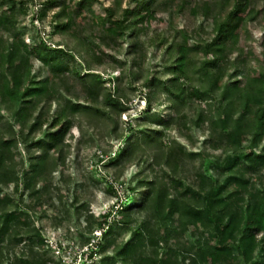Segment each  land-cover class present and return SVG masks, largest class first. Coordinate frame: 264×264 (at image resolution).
Wrapping results in <instances>:
<instances>
[{
  "label": "trees",
  "instance_id": "16d2710c",
  "mask_svg": "<svg viewBox=\"0 0 264 264\" xmlns=\"http://www.w3.org/2000/svg\"><path fill=\"white\" fill-rule=\"evenodd\" d=\"M52 1L39 0L41 5H51ZM124 2L114 0L107 6L104 15L95 17L103 23H96L92 30L84 28L86 22H79L78 17L86 14L78 15L77 8L61 0L50 21L53 29L49 35H61L74 44L52 45L40 34L38 43L30 48L18 27L19 10L26 14L28 6L20 7L22 2L18 0H0V264L6 237L29 227L20 214L5 216L11 200L1 189V183L19 180L14 160L19 142L31 145L45 131V136L36 141L43 147L42 159L52 160L57 152L56 161L64 162L66 148L70 147L66 131L83 113L111 122L113 136L122 137L116 118L129 110L124 99L130 100L136 91L145 105L141 113L149 120L134 129L128 123V129L136 130V138L122 154L134 159L139 151L140 156L152 159L151 169L166 165L174 172L184 168L188 151L175 139L164 144L163 129H178L189 138L191 129L203 128L204 140L197 152H205L203 169L198 171L200 188L188 187L196 195L194 199L186 195L187 190L181 196H172L167 183L158 176L139 180L144 190L136 194L141 196L138 201L129 195L117 210L110 208L99 214L101 220L96 219L97 226L107 227L102 250L113 246L112 255L102 257V264L120 260L123 264H180L177 255L160 254L154 236L159 234L168 245L183 231L182 226L196 219H211L215 226L211 241L188 248L192 264H203L207 256L221 258L225 264H242L233 253L235 243L264 264V63L258 64L257 71H244L248 59L237 41L248 24L260 16L264 19V0H135L131 10L124 8ZM158 12L166 14L170 26L151 30L150 16ZM185 13L199 24L180 29L174 19ZM126 43L130 65L119 58ZM75 54L82 60L71 67L69 61ZM111 66L118 67L119 74H111ZM71 73L91 91L100 92L106 81L116 85L114 90L103 86L100 103L83 101L71 83ZM158 106L165 109L159 111ZM8 117L19 121L18 129ZM60 124L62 128H57ZM246 136L254 137V147L249 151L244 146ZM34 168L41 169V165L35 163ZM250 171L257 172L259 188L248 197L245 207L236 203L238 192L231 185ZM25 177L31 180L34 173ZM34 191L37 188L32 195ZM135 207L138 210L131 211ZM145 211L150 219L134 224L131 215ZM118 214L131 217L119 218ZM156 215L159 222L154 221ZM171 217L177 221L174 229L167 224ZM90 218L95 216L90 214L87 223ZM117 228L129 233L127 239L120 240ZM41 245L39 236L27 250L22 249L20 258H11L6 264H60Z\"/></svg>",
  "mask_w": 264,
  "mask_h": 264
},
{
  "label": "rangeland",
  "instance_id": "374dc122",
  "mask_svg": "<svg viewBox=\"0 0 264 264\" xmlns=\"http://www.w3.org/2000/svg\"><path fill=\"white\" fill-rule=\"evenodd\" d=\"M19 1L22 2L20 7L28 6L26 14L19 10L18 27L19 32L30 48L38 43L37 35L40 34L52 45L58 42L74 44L71 39L63 38L61 35H49L53 29L49 27L50 21L54 16L57 4L61 0H53L51 5H41L39 0H33V3H26V0ZM66 1L80 11L78 15L86 14V16L78 17L79 22L87 23L83 25L84 28L90 27L95 30L96 23H103V20L95 17L104 15L105 8L111 5L114 0ZM193 1L195 2V0ZM236 1L240 2V0ZM135 3V0H125L124 8L131 10ZM1 6L0 10L2 9ZM66 22L70 23L71 19L67 18ZM199 22L187 13L174 19V24L180 29H192ZM149 26L151 30H158L167 28L170 25L166 14L158 12L157 15L150 16ZM237 41L239 45L244 47L248 59L243 65L244 71H248L250 68L257 71L258 64L264 63V19L260 16L256 22L248 24L239 34ZM126 46L127 43L119 58L122 62L130 65L126 57L128 49ZM74 56L69 61L71 67L77 66L79 59L82 60L77 54ZM149 65L150 63L147 62L146 67L148 68ZM103 67L105 66L103 65ZM93 69L97 70L98 67H93ZM99 70L102 71L101 68ZM109 70L114 75L120 72L118 67L111 66ZM83 72L81 71L80 76ZM70 75L71 83L77 89L83 101L100 103L103 99L102 92L105 90L103 86L114 90V85H116L114 82L109 83L106 81L100 88V92H95L88 89L83 80L74 73ZM105 76L107 77V75ZM124 101L129 105V110L123 113L121 118L118 116L116 118L119 123L117 132L123 134L122 137H119V135L113 136V133H111L113 125L104 118H97L93 114H78L72 128L66 131V140L70 147L66 148L64 162L56 161L57 152L54 153L52 160L42 159L43 147L37 145L36 141L45 136V131L40 133L35 140L33 139L31 145L19 142L18 148L14 150L16 157L14 160L18 164L19 180L10 184L1 183V189L2 193L11 200L5 216L8 217L10 213L20 214L21 219L29 223V227L20 229L17 235L8 236L3 241L4 251L1 260L3 264H6L9 259L12 260L11 258H20L22 249L27 250L32 241L37 242L39 236L43 239L42 249L47 250L48 254L57 263L102 264V257L112 255L113 246L108 251L102 250V245L106 242L105 231L107 227L96 225L97 221L102 219L99 214H103L110 208L113 211L117 210L118 205L123 204L129 195L135 196L138 201L141 196L136 194L144 190V187L138 185L139 180L153 179L158 176L167 183L172 196H181L188 187L193 188V190L200 188L198 187L200 182L198 171L203 169L205 152L198 154L197 152L204 140L202 137L203 128L191 129L188 134L189 138L181 135L178 129H163L162 141L164 144L169 145L175 139L177 142L186 145L188 155L185 157V166L174 172L170 171L166 165L157 164L151 169L150 162L152 159L149 156H140L139 151L134 159L122 154L136 138V130L131 131L128 129L131 126L128 123H131L134 129L140 122L149 120L146 118L147 115L141 113L145 105L138 91L131 95L130 100L124 99ZM165 106L167 109V105ZM55 107L54 103L52 106L53 112ZM165 108L158 106L159 111H163ZM166 115L167 113H165ZM8 119L14 122V127L19 128L18 120L10 117ZM62 126L63 124H60L57 128H62ZM154 127H158V125H154ZM43 128L48 129L46 126ZM252 137L246 136L244 138V146L247 151L252 148L251 146L254 147V137ZM150 144L156 145L153 141ZM149 154H152V152L150 151ZM140 157L142 158L140 159ZM35 163L41 165V169L36 170L34 168ZM45 167L48 169H45ZM33 173L34 177L31 180L25 177L26 174ZM256 173L250 171L245 177L235 180V185H231L238 192L237 204L246 207L248 197L258 190ZM28 181H30V185L27 184ZM131 187L136 189L133 191ZM36 188L38 191H34L32 195L31 191L36 190ZM186 195L194 199L196 197L188 190ZM239 197H241V200H239ZM136 210L138 208L135 207L131 211ZM90 214H93L95 218H90L87 223ZM131 216L134 224H140L150 219V215L146 211L133 213ZM131 216L118 214L119 218L128 219ZM158 218L159 215H156L154 221L159 222ZM170 223L171 229H174L177 221L171 217L167 220V224ZM214 226L211 219L189 221L182 226L183 231L177 234V238H171L168 245L161 241L159 234L155 235L154 238L158 241L156 247L159 249L160 254L170 252L173 257L177 255L182 260L179 261L180 264H192L188 252L190 249L188 248L191 244L197 245L211 241V238L214 237L212 231ZM154 227H156V224H154ZM115 233L120 235V240L127 239L129 236V233L122 228H117ZM98 244L101 245L97 247ZM233 249V253L240 257L242 264H262L247 249L240 248L238 243L233 244ZM91 250L93 254L90 253ZM117 264L123 263L120 260ZM197 264L202 263L197 261ZM203 264H225V262L221 258L213 259L207 256L204 258Z\"/></svg>",
  "mask_w": 264,
  "mask_h": 264
},
{
  "label": "built area",
  "instance_id": "2783aa9c",
  "mask_svg": "<svg viewBox=\"0 0 264 264\" xmlns=\"http://www.w3.org/2000/svg\"><path fill=\"white\" fill-rule=\"evenodd\" d=\"M92 252V250L90 251V253Z\"/></svg>",
  "mask_w": 264,
  "mask_h": 264
}]
</instances>
